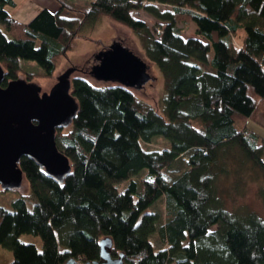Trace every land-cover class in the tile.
Segmentation results:
<instances>
[{"label": "trees", "instance_id": "obj_1", "mask_svg": "<svg viewBox=\"0 0 264 264\" xmlns=\"http://www.w3.org/2000/svg\"><path fill=\"white\" fill-rule=\"evenodd\" d=\"M57 1L58 11L43 9L24 24L10 15L13 0H0L3 87L19 78L58 80L75 40L104 17L133 33L136 45L129 35L113 42L138 54L151 75L156 67L150 86L163 94L152 101L148 84L101 81L87 60L82 67L73 63L77 113L56 131L71 173L59 183L35 161L21 159L23 181L15 191L32 193L36 205L30 210L20 198L12 210L0 207V247L15 255L10 264L98 260L103 238L124 264H264V218L244 205L239 213L227 211L216 191L217 179L230 171L222 156L239 147L263 179L264 202V0ZM69 9L82 17H65ZM134 9L159 23L149 27L132 18ZM191 23L196 37L185 39ZM22 59L40 65L43 76L24 70ZM239 122L247 125L239 130ZM251 124L261 125V133ZM161 136L168 147H147ZM185 154L188 168L175 177L173 165ZM123 181L128 186L118 192ZM159 199H165L163 226L149 211ZM156 232L166 248H154ZM25 233L40 236L43 249L22 243Z\"/></svg>", "mask_w": 264, "mask_h": 264}, {"label": "water", "instance_id": "obj_2", "mask_svg": "<svg viewBox=\"0 0 264 264\" xmlns=\"http://www.w3.org/2000/svg\"><path fill=\"white\" fill-rule=\"evenodd\" d=\"M98 63L93 65L92 75L101 81H119L124 85L143 88L153 76L149 66L129 48L114 41L108 49L98 52ZM74 67L60 76L51 91H43L32 82L19 78L6 87L5 70L0 65V188L12 192L23 181L19 163L23 157L35 161L46 170L49 177L62 183L71 173L69 158L61 153L57 144L59 129L72 124L78 103L70 91V76ZM112 242L103 238L98 260L80 264H124L123 255L113 256ZM66 264H78L71 257Z\"/></svg>", "mask_w": 264, "mask_h": 264}, {"label": "rangeland", "instance_id": "obj_3", "mask_svg": "<svg viewBox=\"0 0 264 264\" xmlns=\"http://www.w3.org/2000/svg\"><path fill=\"white\" fill-rule=\"evenodd\" d=\"M70 3H76V4H84L88 0H67ZM58 8H61V3L57 1ZM159 9L166 11L169 9V6L160 5L158 4ZM63 15L65 17H75L80 18L82 17L81 13H77L69 9L68 11H64ZM132 18H135L137 20L144 21L148 24L149 27H154L156 24L159 23L157 19H155L153 16H151L148 12L144 10H132L131 11ZM164 25V24H163ZM180 27H183L184 25L182 23L179 24ZM0 29L5 33L6 30L2 25L0 24ZM124 29L122 26H119L107 18L102 17L95 25L93 26H86L85 29L82 31L83 37L76 39L73 43V48L70 52L71 60L65 61L63 65H61L60 70L58 71V74H62L65 72L68 68H71L73 66L74 62H77L79 66L85 65L84 62L87 60V63L89 66L93 67L94 64L98 63L96 59V54L101 51V48L103 45H112L113 43V37L125 35L128 36L129 41H131L134 45L135 39L133 36V33L129 30ZM196 25L194 23H191L188 28L184 29L183 37L185 39L189 37H196ZM121 36V37H123ZM140 42V41H139ZM240 43L239 40L237 42ZM142 44V43H141ZM95 58V59H94ZM21 65L27 72H30L32 74H42L44 73V69L40 65H38L36 62L31 60H21ZM87 66V65H86ZM75 68V67H74ZM151 73L155 77H158L159 72L157 71L156 67L152 65ZM57 75V76H59ZM58 82V80L54 78H45V77H39L37 79H34V84H36L38 87H41L43 91H51V88ZM160 83L162 81L159 80ZM150 81L148 82V89L150 92H148L150 95L149 97L152 99V101L158 100L159 95L163 94L162 89L157 94L155 86H150ZM162 85V84H161ZM162 87V86H161ZM156 93V94H155ZM248 123V121H247ZM247 123H244V125H247ZM237 128L239 130H242L244 128L243 123H237ZM253 128L258 129L261 125L251 124ZM262 127V126H261ZM260 129V128H259ZM264 130V129H263ZM152 143L147 146L148 148H162V147H168L169 141L165 139L163 136L161 137H155L152 139ZM223 161L226 164V169L229 168L230 171L228 173H225L221 175L217 179V196H221L220 200L224 202L225 206L224 208L227 211L232 212H238L240 211L241 206H246L248 209L256 211L261 217L264 218V202L262 199H260L259 196V188L261 184L263 183V179L259 177L260 175L256 172V170H253L249 166H247V163H244L243 152L239 147L233 148L226 152L225 155L222 156ZM188 168V154H185L183 157L178 159V161L173 165V171L174 176L178 177L181 174L185 172V170ZM139 178V177H137ZM128 184L127 182L123 181L120 182L116 188L118 192H124L127 188ZM20 198H25L27 200V205L30 210H34V207L36 205V199L33 197V194L30 193L29 195L22 194L21 191H0V207H4L8 210H12L13 203L17 201ZM150 212L156 211L160 216L161 220L159 222V226H163L165 222V199H159L153 207L149 209ZM21 242L22 243H29L34 244L37 246V248L41 251L43 249V242L41 240V237L38 235H33L30 233H25L21 236ZM152 243L154 245V248L157 249H164L166 248V245L161 241L160 237L158 236L157 232L151 236ZM188 240L184 243L187 245ZM15 255L7 248L0 247V264H10L12 261H14Z\"/></svg>", "mask_w": 264, "mask_h": 264}, {"label": "crops", "instance_id": "obj_4", "mask_svg": "<svg viewBox=\"0 0 264 264\" xmlns=\"http://www.w3.org/2000/svg\"><path fill=\"white\" fill-rule=\"evenodd\" d=\"M13 2L14 6L9 8L10 15L24 24L34 19L37 13L43 9L49 8L53 12L59 9L57 0H13ZM258 129L256 130L261 133L262 129ZM262 135H264V132H262Z\"/></svg>", "mask_w": 264, "mask_h": 264}, {"label": "flooded vegetation", "instance_id": "obj_5", "mask_svg": "<svg viewBox=\"0 0 264 264\" xmlns=\"http://www.w3.org/2000/svg\"><path fill=\"white\" fill-rule=\"evenodd\" d=\"M69 69V68H68Z\"/></svg>", "mask_w": 264, "mask_h": 264}]
</instances>
